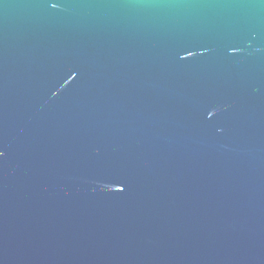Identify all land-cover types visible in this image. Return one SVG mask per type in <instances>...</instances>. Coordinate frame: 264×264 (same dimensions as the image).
Returning <instances> with one entry per match:
<instances>
[{"label": "water", "instance_id": "water-1", "mask_svg": "<svg viewBox=\"0 0 264 264\" xmlns=\"http://www.w3.org/2000/svg\"><path fill=\"white\" fill-rule=\"evenodd\" d=\"M0 152V264H264V0H0Z\"/></svg>", "mask_w": 264, "mask_h": 264}, {"label": "snow or ice", "instance_id": "snow-or-ice-1", "mask_svg": "<svg viewBox=\"0 0 264 264\" xmlns=\"http://www.w3.org/2000/svg\"><path fill=\"white\" fill-rule=\"evenodd\" d=\"M3 156V152H0V157H2ZM119 191L121 192V191H124V188L123 187H121L120 189H119Z\"/></svg>", "mask_w": 264, "mask_h": 264}]
</instances>
